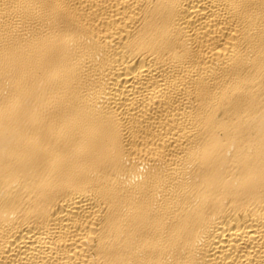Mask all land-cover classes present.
Instances as JSON below:
<instances>
[{
	"label": "bare ground",
	"instance_id": "6f19581e",
	"mask_svg": "<svg viewBox=\"0 0 264 264\" xmlns=\"http://www.w3.org/2000/svg\"><path fill=\"white\" fill-rule=\"evenodd\" d=\"M0 264H264V0H0Z\"/></svg>",
	"mask_w": 264,
	"mask_h": 264
}]
</instances>
